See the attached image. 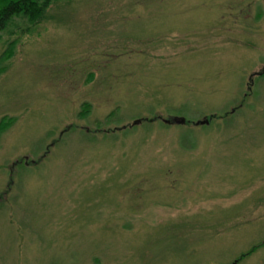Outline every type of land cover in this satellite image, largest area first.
I'll use <instances>...</instances> for the list:
<instances>
[{"label": "rangeland", "instance_id": "374dc122", "mask_svg": "<svg viewBox=\"0 0 264 264\" xmlns=\"http://www.w3.org/2000/svg\"><path fill=\"white\" fill-rule=\"evenodd\" d=\"M0 67V264H264V0L57 1Z\"/></svg>", "mask_w": 264, "mask_h": 264}, {"label": "trees", "instance_id": "16d2710c", "mask_svg": "<svg viewBox=\"0 0 264 264\" xmlns=\"http://www.w3.org/2000/svg\"><path fill=\"white\" fill-rule=\"evenodd\" d=\"M57 1H61V0H0V32H4L6 34L8 33L9 35H15L19 32L23 33L25 31L30 32L32 28L37 26L42 20L46 18L51 5ZM18 21H20L21 23ZM15 45H16V40H12L7 43L6 50L2 54L1 60L5 61L8 60L11 56H13ZM3 71H4L3 68L0 67V74ZM263 73L261 72V74L259 73V75L264 76ZM241 106L242 104H239L232 111L236 112L237 110L240 109ZM88 110H89V104L84 103L82 106V112H80V116H85ZM111 116H113V114ZM224 117L225 115L222 116V118ZM169 118L170 117H168L167 119ZM216 118H219V116L214 114L208 116L207 117L208 123H210L213 119ZM167 119H164L163 123L167 125H172L171 122L168 123L164 122ZM156 120H158V118H152V119L144 118L141 120V122L142 121L155 122ZM13 121L14 120L12 118L9 119L2 118L0 120V131L5 130L8 126H10L13 123ZM189 123L190 122L186 121L185 125L186 124L188 125ZM134 126L135 123L131 127ZM196 126H204V125H196ZM70 128L64 129V131H62L60 135H63L65 132L69 131ZM127 128L128 127L120 126V127H115L114 129L116 130V129H127ZM106 133H108V130ZM60 140H61V136L59 140L57 139V141L54 142V144L58 143ZM48 149L50 150V148ZM19 163H21V161H16L14 165H17ZM261 246H264V241L258 245L252 246L247 252L241 254L237 258L236 263L252 255Z\"/></svg>", "mask_w": 264, "mask_h": 264}, {"label": "water", "instance_id": "95a60500", "mask_svg": "<svg viewBox=\"0 0 264 264\" xmlns=\"http://www.w3.org/2000/svg\"><path fill=\"white\" fill-rule=\"evenodd\" d=\"M165 122H171V123H175V124H184L185 123V119L183 117H170L169 119L165 120ZM196 125H205L208 124V120L204 119L201 121H197L195 123Z\"/></svg>", "mask_w": 264, "mask_h": 264}]
</instances>
